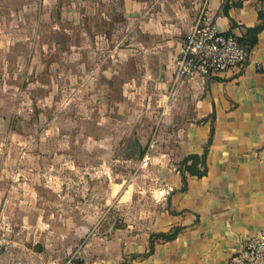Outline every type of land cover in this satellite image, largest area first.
Returning <instances> with one entry per match:
<instances>
[{
    "label": "rangeland",
    "instance_id": "rangeland-1",
    "mask_svg": "<svg viewBox=\"0 0 264 264\" xmlns=\"http://www.w3.org/2000/svg\"><path fill=\"white\" fill-rule=\"evenodd\" d=\"M121 2L91 0L85 17L57 16L59 29L23 18L38 30L6 36L15 43L0 59V264L79 263L111 224L141 228L161 198L156 169L177 165L174 115L157 81L165 64L145 49L165 41L170 23L190 27L205 1Z\"/></svg>",
    "mask_w": 264,
    "mask_h": 264
},
{
    "label": "crops",
    "instance_id": "crops-1",
    "mask_svg": "<svg viewBox=\"0 0 264 264\" xmlns=\"http://www.w3.org/2000/svg\"><path fill=\"white\" fill-rule=\"evenodd\" d=\"M90 1L0 0L2 63L7 45L10 48L15 43H7V34L38 30V26L22 24L23 18L33 17L35 22L45 19L53 24L52 29H59L54 24L57 16L85 17V6ZM121 1L126 10L133 7L134 0ZM204 1L219 28L236 37L259 22V10L264 14L262 0H228L226 12L225 0ZM74 2L81 4L78 10ZM189 24L187 18H181L176 28L171 23L164 26L165 41L156 48H143L145 56L152 54L165 64L157 81L174 115V120L167 122L172 132L168 156L173 155L179 163L187 154H201L214 116L206 155L207 172L202 176L187 174L186 187L182 189L178 164L159 165L155 177L161 198L157 208L149 203L141 228L111 224L107 233L90 238L79 264H226L248 238L264 233V25L242 68L192 77L173 85L178 47ZM173 30L177 34L168 40ZM110 56L114 57L113 52ZM0 114L4 123V110ZM158 156L160 159L167 155L162 152ZM4 162L6 156L0 154V195L4 192ZM174 231L171 239L153 235ZM151 236L153 245L149 250Z\"/></svg>",
    "mask_w": 264,
    "mask_h": 264
},
{
    "label": "built area",
    "instance_id": "built-area-1",
    "mask_svg": "<svg viewBox=\"0 0 264 264\" xmlns=\"http://www.w3.org/2000/svg\"><path fill=\"white\" fill-rule=\"evenodd\" d=\"M248 55L234 34L219 28L204 4L178 47L172 84L176 85L192 77L200 78L233 68L240 69ZM148 150L142 157L144 163L149 159ZM62 264L79 263L69 257ZM226 264H264V233L248 238L239 250L229 256Z\"/></svg>",
    "mask_w": 264,
    "mask_h": 264
},
{
    "label": "trees",
    "instance_id": "trees-1",
    "mask_svg": "<svg viewBox=\"0 0 264 264\" xmlns=\"http://www.w3.org/2000/svg\"><path fill=\"white\" fill-rule=\"evenodd\" d=\"M227 8H228V0H225V4L223 5V10L226 12ZM258 14H259V22L253 27L245 28L244 34L240 37H237L239 44L242 45L248 53L251 51L253 46L256 44L258 33L261 31V29L263 28L262 26L264 25L263 12L259 10ZM213 119H214V116L212 115L209 137H208L206 144L204 145L202 153L201 154H197V153L187 154L179 161V163H177L178 164L177 169L180 171L181 179H182V189L186 187L187 174L202 176L207 172L206 155L208 151V146L212 140ZM175 234H176V231L172 233L159 232L153 235L164 238V239H171L175 236ZM152 236L150 239V245H149L150 249L149 250L152 249L151 245H153Z\"/></svg>",
    "mask_w": 264,
    "mask_h": 264
}]
</instances>
